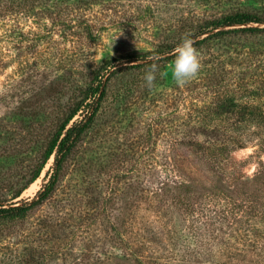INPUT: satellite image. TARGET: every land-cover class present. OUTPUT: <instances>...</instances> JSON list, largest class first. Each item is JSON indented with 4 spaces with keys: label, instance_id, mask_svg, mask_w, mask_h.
Instances as JSON below:
<instances>
[{
    "label": "rangeland",
    "instance_id": "rangeland-1",
    "mask_svg": "<svg viewBox=\"0 0 264 264\" xmlns=\"http://www.w3.org/2000/svg\"><path fill=\"white\" fill-rule=\"evenodd\" d=\"M28 7L20 15H0V198L15 202L38 194L55 153L40 176L13 197L80 89L106 61L116 60L121 68L111 76L102 108L68 157L55 192L26 219L0 224V264H142L136 255L146 264H264V238L246 239L243 224L231 226L218 218L219 211L190 206L161 188L172 179L174 136L181 139L192 122L196 136L204 138L222 131L228 117L223 111V120H215L219 109L212 113L193 97L184 101V95L213 64L240 71L252 58L263 59L264 31L209 40L198 49V74L185 84L163 75L173 57L155 62L151 89L143 80L149 67L128 62L155 49L185 18L198 21L238 9L264 14V0H45L37 13ZM86 21L95 38L88 36ZM246 25L264 27L235 26ZM210 97L205 99L213 104ZM261 159L264 151L248 146L234 151L232 161L253 173Z\"/></svg>",
    "mask_w": 264,
    "mask_h": 264
},
{
    "label": "trees",
    "instance_id": "trees-1",
    "mask_svg": "<svg viewBox=\"0 0 264 264\" xmlns=\"http://www.w3.org/2000/svg\"><path fill=\"white\" fill-rule=\"evenodd\" d=\"M40 3L44 4L45 0H0V15H20L21 9L28 5L29 12L37 13L36 6ZM244 23L263 24L264 14L249 9H238L198 21L185 18L176 32L171 33L155 49L143 55L129 56L128 62L136 61L132 63V67L146 70L158 60L168 61L173 57L174 48L185 34H190L194 47L198 50L216 36L264 31V27L260 26H235ZM84 26L88 36L95 38L91 23L86 21ZM231 60L228 64L232 63ZM115 61L108 60L101 65L93 74L90 83L80 89L78 97L76 93L73 95V99L76 98L70 106V111L64 115L52 133L30 177L13 197H18L40 176L51 155L55 153L50 177L38 194L32 199L15 202L0 198V224L26 219L38 205L55 192L68 157L102 108L111 76L121 68ZM235 81L238 82L235 83L238 88L235 84L234 88H230ZM242 88L245 91L239 92ZM189 97H193L197 104L204 102V109L209 108L212 113L219 109L215 120L218 117L220 121L223 120L221 115L223 111L227 112V121L222 131H209L204 138L196 136L197 131L193 129L192 122L187 123L188 130L183 131L181 139L174 136L173 153H170L168 158L172 179L161 188H164L165 192H175L179 199L190 206L203 205L219 211L221 214L218 218L222 217L231 226L243 224L246 228L241 230L242 236L259 243L260 239L253 238V235L264 238V234L260 232L263 231L261 226H264V160L261 159L253 173H247L240 171L235 164L237 161L234 159V163L232 158L234 151L243 147L258 146L260 151H264V58H252L240 71L233 66L227 67L224 63L213 64L208 69V75L200 82H195L193 91L184 95V101ZM206 97L212 98L213 104H209L210 101L207 103ZM80 113L82 118L73 120ZM169 117V121H174L171 115ZM152 126L155 127L152 124L150 128ZM151 130L153 131V127ZM154 130L157 133V128ZM172 131L169 127L167 132ZM21 256L17 255L16 259ZM136 258L146 264L139 255H136Z\"/></svg>",
    "mask_w": 264,
    "mask_h": 264
},
{
    "label": "clouds",
    "instance_id": "clouds-1",
    "mask_svg": "<svg viewBox=\"0 0 264 264\" xmlns=\"http://www.w3.org/2000/svg\"><path fill=\"white\" fill-rule=\"evenodd\" d=\"M172 55L173 60L169 69L163 75L170 76L177 84H185L198 74L201 68L200 54L194 47V41L190 34L181 37V41L174 48ZM157 70V64L152 63L143 75L144 84L149 89L154 87Z\"/></svg>",
    "mask_w": 264,
    "mask_h": 264
}]
</instances>
